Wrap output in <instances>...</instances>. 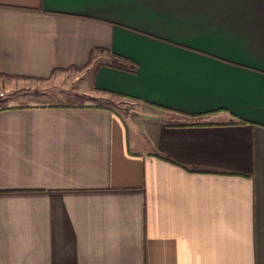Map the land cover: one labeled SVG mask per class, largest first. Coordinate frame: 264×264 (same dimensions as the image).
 I'll use <instances>...</instances> for the list:
<instances>
[{
  "label": "crops",
  "instance_id": "crops-1",
  "mask_svg": "<svg viewBox=\"0 0 264 264\" xmlns=\"http://www.w3.org/2000/svg\"><path fill=\"white\" fill-rule=\"evenodd\" d=\"M3 91L0 264H264V0H0Z\"/></svg>",
  "mask_w": 264,
  "mask_h": 264
},
{
  "label": "rangeland",
  "instance_id": "rangeland-1",
  "mask_svg": "<svg viewBox=\"0 0 264 264\" xmlns=\"http://www.w3.org/2000/svg\"><path fill=\"white\" fill-rule=\"evenodd\" d=\"M77 74V71H70L66 75L65 83L60 86L51 85L47 89L40 90L36 93L27 92L25 94H21L16 96L17 102L21 103H38V102H57V101H68V102H87L90 99L84 98L83 96L76 95V87L78 88L80 83H83L81 79L80 82H72V79ZM86 80V79H85ZM86 83V82H85ZM43 91V92H42ZM4 93V95H3ZM30 93V94H28ZM11 96L9 93H5L4 91L0 93V102L7 101ZM4 99V100H2ZM104 104L109 105L117 112L125 115H135V111L140 108H145L143 105L136 103L132 100L127 99H115L110 101H102ZM1 105V104H0ZM128 118V117H127Z\"/></svg>",
  "mask_w": 264,
  "mask_h": 264
},
{
  "label": "trees",
  "instance_id": "trees-1",
  "mask_svg": "<svg viewBox=\"0 0 264 264\" xmlns=\"http://www.w3.org/2000/svg\"><path fill=\"white\" fill-rule=\"evenodd\" d=\"M125 60H126L125 58L113 54V63L115 64L116 67H119V68H120V67H121L120 64H122L123 62H125ZM115 95H118V94H115ZM118 96H120V95H118ZM121 96H122V95H121ZM125 97H126V96H125ZM129 98H131V97H129ZM147 104H149V105H151V106H154V107H156V108H159V109H161V110H166V111L169 110V109H167V108H165V107H162V106H159V105H153V104H151V103H147ZM173 112H176V111H173Z\"/></svg>",
  "mask_w": 264,
  "mask_h": 264
}]
</instances>
